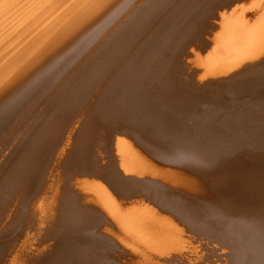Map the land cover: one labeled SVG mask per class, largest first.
Wrapping results in <instances>:
<instances>
[{"label": "bare ground", "instance_id": "bare-ground-1", "mask_svg": "<svg viewBox=\"0 0 264 264\" xmlns=\"http://www.w3.org/2000/svg\"><path fill=\"white\" fill-rule=\"evenodd\" d=\"M0 264H264V0H0Z\"/></svg>", "mask_w": 264, "mask_h": 264}]
</instances>
